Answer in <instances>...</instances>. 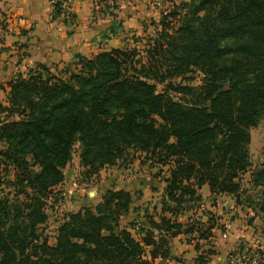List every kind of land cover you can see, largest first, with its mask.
I'll return each mask as SVG.
<instances>
[{
    "label": "trees",
    "instance_id": "obj_1",
    "mask_svg": "<svg viewBox=\"0 0 264 264\" xmlns=\"http://www.w3.org/2000/svg\"><path fill=\"white\" fill-rule=\"evenodd\" d=\"M179 1L143 50L78 55L80 70L57 75L39 64L9 82L0 105V264H169L173 239L208 240L217 226L214 217L179 221L202 201L199 190L240 199L250 129L264 113V0ZM76 143L89 175L129 151L169 166L160 216H148L139 238L121 227L132 193L110 189L95 209L67 214L50 244L42 226ZM252 178L264 214V164Z\"/></svg>",
    "mask_w": 264,
    "mask_h": 264
},
{
    "label": "rangeland",
    "instance_id": "obj_2",
    "mask_svg": "<svg viewBox=\"0 0 264 264\" xmlns=\"http://www.w3.org/2000/svg\"><path fill=\"white\" fill-rule=\"evenodd\" d=\"M136 2L133 9L136 14L133 13L134 11L124 12L122 21L120 22L121 27L122 25L126 26L122 33L124 36L122 48H138L139 50H143L148 38L157 33V25L162 14L168 11L174 3L178 4L180 1L136 0ZM112 3L106 5L110 8L118 7L116 2ZM109 13L113 12L109 11ZM128 19L129 21L133 19V23L126 25ZM49 68L52 69L55 75L64 70L70 72L80 70V67L73 62L56 64ZM31 70H36V66L24 67L12 79L20 74L27 75ZM1 89L5 90V92L7 89L9 91V83L5 86H0ZM7 92L4 94V103H0L2 106L8 105L9 94ZM2 95L0 93V99ZM4 117L5 115L0 113V119L2 120ZM250 132L251 143L249 149L252 165L240 177L242 190H244L240 199L238 198V200L236 197L228 195H220L218 199L214 197L211 199V195L205 196L204 193H201L203 196L202 201L191 205L192 209L183 211V214L179 218L183 222H187L189 217L194 221L202 220L206 222L209 218L214 217V220L220 225L219 230L221 231L215 233L219 235L216 237L217 240H214L215 235L212 236L211 240L199 239L198 235L181 236L173 239L171 245L174 249V259L169 264H194L192 262L195 256L196 258L207 257L212 262L214 258H210V255L214 253L215 255L213 256H216L222 253V249L219 247L220 236L224 232L229 233V231L227 232L228 229L225 228L226 225H224L225 220L229 221L235 217H238V220H240L242 216L243 220L249 221L252 213H256V204L260 199V192L263 188L254 181L252 175L255 170L261 168L264 164V113L260 117L258 125L251 128ZM80 154L81 144L76 143L72 159L64 168L65 180L56 188L58 201L53 200L52 203H49V221L42 226V230L48 236L50 244L54 245L56 243L57 229L65 220L67 214L77 212L85 207L95 209L102 202L105 193L110 189L126 190L132 193V209L121 219V227L125 228L128 226L132 234L136 238H139L138 234L140 228H142L141 225L148 221V216L154 219H158L160 216L162 202L165 198L162 186L166 183V178L169 177V166H164L157 162L154 163L151 160L145 159L141 153L129 151L124 159L117 161L114 165L104 167L97 174L89 175L85 173L86 169L81 164ZM154 181L158 185H154ZM140 182L149 183L153 190H158L157 194L145 193L146 197L144 198ZM0 196H2L1 192ZM227 202L231 204L230 207L227 206ZM224 217L226 218L225 220ZM220 219L221 221L219 222ZM258 221L260 224L258 226L264 228V220L259 219Z\"/></svg>",
    "mask_w": 264,
    "mask_h": 264
},
{
    "label": "crops",
    "instance_id": "obj_3",
    "mask_svg": "<svg viewBox=\"0 0 264 264\" xmlns=\"http://www.w3.org/2000/svg\"><path fill=\"white\" fill-rule=\"evenodd\" d=\"M56 1L0 0V25L6 22L3 24L4 32L0 28V37L5 33L3 45L0 47L1 87L7 85L24 67H34L39 64L52 67L56 64L75 62L78 55L92 57L101 52L123 47L122 33L126 26L121 27L120 22L124 12L134 11L136 0H67L62 5L60 15L55 13ZM112 1L116 2L117 8L106 5ZM133 13L136 14L135 11ZM130 23H133V19L130 21L128 19L126 25ZM6 92L0 90L3 94L0 103H4ZM9 92L10 88L7 94ZM140 183L144 198L145 193L157 194L158 190H153L149 183ZM166 186V183L162 186L164 195ZM199 192L204 193L205 196L211 195V199L220 198L212 196L209 186H204ZM230 205L227 202V206ZM259 219L264 220V214L256 211L252 213L249 221L243 220L242 216L240 220L238 217L225 220L224 225L229 233L224 232L219 238L222 253L216 256H213L215 255L213 253L210 255V258H214L213 261L206 257L202 264H225L229 253L244 242L257 244L264 251V228L258 226ZM179 221L185 223L180 219ZM219 228L217 222V226L212 229L214 240L219 236L215 233L221 232ZM181 236L185 235L179 237ZM212 236L209 240L213 238ZM183 261L185 262L184 259ZM198 262L195 256L192 263L198 264Z\"/></svg>",
    "mask_w": 264,
    "mask_h": 264
},
{
    "label": "built area",
    "instance_id": "obj_4",
    "mask_svg": "<svg viewBox=\"0 0 264 264\" xmlns=\"http://www.w3.org/2000/svg\"><path fill=\"white\" fill-rule=\"evenodd\" d=\"M58 2L59 0L56 1ZM5 23L4 21L0 25L3 32ZM4 35L5 33L0 37V47L3 45ZM225 264H264V251L257 244L244 242L229 253Z\"/></svg>",
    "mask_w": 264,
    "mask_h": 264
}]
</instances>
